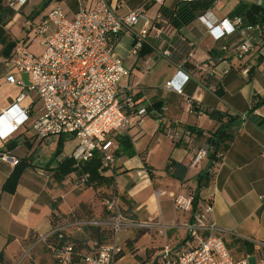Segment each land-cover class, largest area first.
I'll use <instances>...</instances> for the list:
<instances>
[{"label": "crops", "instance_id": "crops-1", "mask_svg": "<svg viewBox=\"0 0 264 264\" xmlns=\"http://www.w3.org/2000/svg\"><path fill=\"white\" fill-rule=\"evenodd\" d=\"M104 1L119 16L127 15L139 7L143 10L148 21V36L140 53L129 55L132 39L128 33L120 37L115 49L129 72L128 78L121 85L128 86L135 100L140 103L158 102L160 107L165 108L163 118L160 122L151 118L154 120L153 127L147 129L143 124L131 125L124 137L131 144L133 155L129 157L120 153L115 157L114 168L104 174L109 177L114 173V184L96 191L91 188L92 197L85 201L82 196L87 188H75L74 173L61 181L55 174L60 161L70 157L77 144L76 139L67 136L38 139L34 136L30 123L3 139L2 135L6 133L8 126L4 118L0 117V154L10 155L24 166L15 191L10 194L3 191L2 186L16 166L0 160V264H17L29 248L32 236L49 230L53 216H65L74 211L94 218L101 217L103 208L100 193L107 191L116 194L121 210L132 215L133 219L156 220L163 227L162 230L138 231L139 234L123 231L117 237L118 240L127 241L125 246L138 259L140 256L136 243L148 233L150 242L142 252L144 260L149 258L147 262L151 264L164 244L172 247L184 245L185 225L192 221V212L175 210L173 199L176 196H194L196 177L200 173H207L210 178L207 185L198 192L197 206L203 207L205 203H211V220L224 230L223 238L233 258L246 260L248 264L252 260L256 264L258 260L264 259V121L258 116L264 113V106L254 111L253 107L264 101V71L263 75L260 74L264 57L259 54V47L255 42L258 39L264 42V25L242 24L251 29L236 31L215 41L198 20L203 12L198 13L197 18L189 25L179 29L170 24L162 11L173 13L181 0H165L162 5L153 0ZM28 3L29 0L21 9L24 10ZM73 3L76 7L75 2ZM239 3H260L259 6L264 8V0H218L212 4L211 12L219 20L233 19L230 14ZM6 8V0H0V15L1 10L6 13L3 29L5 33L12 35L14 27H18L16 23H21L22 16ZM33 13L34 11L32 15ZM144 23L145 20L140 19L133 29L140 30ZM246 39L253 43V49L243 57L234 55L233 51ZM219 44L222 50L220 53L216 51ZM162 50L170 52L168 64L182 71L185 81L188 79L183 96L165 89L164 85L154 94L146 96V87L135 76L136 68L145 67L147 53L160 55L159 51ZM5 59L0 57V115L22 93L24 97L18 107L38 110L41 103L37 96L25 90L31 84L30 77L18 74ZM125 61L129 62L128 65H125ZM212 68L213 73L207 71ZM233 71L240 74L241 80L235 87H229L226 73ZM174 73L175 71H171L170 77ZM7 75L22 85L6 82ZM183 80L184 78L177 79V82L182 83ZM214 110L225 115L223 122L229 119L238 121L227 129L231 140L224 143L226 148L218 153L216 161L210 162L207 159L197 167H191L196 151L219 126V123L208 117ZM17 112L18 108L13 109L12 115L15 117ZM166 124L186 131L195 128L202 131L203 136L197 137L189 131L191 136L183 134L180 140L173 141L164 134ZM163 138L169 143L164 142L161 146L160 139ZM59 139L63 142L62 153L55 158ZM69 141H74L71 151L66 150ZM44 144L45 151L42 150ZM159 154L163 158L156 164L154 157ZM169 162L179 163L187 168L183 182L167 173L165 168ZM91 237H97L102 242L108 241L106 235L98 232H93ZM75 238L80 243L85 242L84 235L77 234ZM123 255L119 264L125 260V251ZM53 263L51 254L48 251L45 253L42 247L34 249L22 262Z\"/></svg>", "mask_w": 264, "mask_h": 264}, {"label": "built area", "instance_id": "built-area-1", "mask_svg": "<svg viewBox=\"0 0 264 264\" xmlns=\"http://www.w3.org/2000/svg\"><path fill=\"white\" fill-rule=\"evenodd\" d=\"M27 1L6 0V7L18 12ZM153 1L162 5L165 0ZM195 1H211L214 4L218 0H181L183 3ZM74 2L77 11L71 20L59 7H55L38 19L26 21L25 37L15 43L5 59L18 74L30 77L31 84L25 90L37 96L41 107L38 110L29 107L20 109L18 103L24 95H18L0 115L8 126L2 137L7 139L30 123L38 139L50 136L76 139L77 144L69 157L74 162L73 168H80L98 154L102 164L99 172L102 169L108 172L115 166L118 137L124 136L131 125L139 124L144 117L159 122L163 118L165 108H156L150 101L140 103L128 86L121 85L129 72L115 51L120 37L128 33L132 39L129 55L140 53L148 36V21L140 7L119 16L104 0ZM140 19H144L145 23L135 31L133 28ZM198 20L215 41L236 31L251 29L250 26H242L240 17L216 19L211 7L200 14ZM29 33L34 35L33 39L42 37V52L39 55L29 50L32 42ZM255 43L259 47V54L264 57V42L258 39ZM252 49L253 43L246 39L233 53L243 57ZM159 54L165 58L170 56L168 50L159 51ZM207 71L213 73V68ZM178 73L185 81L182 71ZM5 80L22 85L10 75ZM182 83L175 79L167 81L163 87L183 96ZM15 108H18L17 117L12 115ZM258 116L264 121V113ZM163 130L165 136L173 141L180 140L183 134L191 136L189 131L172 128L168 124ZM209 153V146L202 145L190 166L197 167L201 161L208 159ZM0 160L11 166L19 164L16 158L8 154H0ZM74 176L75 188L85 187L88 175ZM100 198L103 208L101 217L94 218L74 211L64 217L56 216L48 231L32 236L29 248L17 264H21L38 247L45 248L55 264H119L124 256L123 248L117 243L121 232L163 229L156 220L138 221L123 212L113 191L103 192ZM192 204V195L173 199L175 210L192 212V221L185 225L186 241L182 247L164 244L151 264H248L246 260H235L226 247L224 230L211 220L213 205L208 202L193 210ZM85 231L106 235L108 241L102 242L97 237L86 235ZM77 234L84 235L85 242L76 240ZM256 264H264V259Z\"/></svg>", "mask_w": 264, "mask_h": 264}, {"label": "trees", "instance_id": "trees-1", "mask_svg": "<svg viewBox=\"0 0 264 264\" xmlns=\"http://www.w3.org/2000/svg\"><path fill=\"white\" fill-rule=\"evenodd\" d=\"M50 2L51 0H47ZM211 1H195V2H189V3H183L181 2L179 4V7L177 10H175L173 13H167L165 11H162L163 14L169 19L170 24L176 28L179 29L181 27L189 25L191 22H193L197 16L198 13L204 12L208 8L212 6ZM6 13L4 10H1L0 15V45L2 46V56L4 58H8L13 47L15 46V41H9L8 35L5 33L3 27L5 25V15ZM39 12H34L31 19H33L35 16H37ZM231 18L233 17H240L242 18L243 24H248L251 26L255 25H264V8L255 4H245V3H239V5L232 11L230 14ZM154 105V107L159 108L160 104L156 101H150ZM264 106V101L258 102L255 107H253V111L257 108H260ZM208 117L217 123H219L218 128L215 130L214 133H212L209 137L205 138V144H207L210 148V153L208 156V159L210 162H214L217 160V155L221 150H224L226 146L224 145L225 142L231 140V135L227 134V129L237 123L238 121L236 119H229L226 120V122H223L225 115L217 112L212 111L208 114ZM190 132H193L197 135V137H202V131L196 130L195 128H189ZM118 143V149L115 151V157H118L121 154L132 156L133 150L131 147V144L126 140L124 136L117 138ZM62 140L59 139L57 143V147L54 153L55 158L61 155L62 153ZM74 162L72 159L69 158H63L60 163L58 164V167L56 169V178L59 179V181L63 180L66 176L70 174H75L77 176L81 175H88V179L86 182L85 187L86 188H92L93 190H97L98 188L106 187L109 188L114 184V173L112 176H104L103 174L106 173V169H102L101 173L99 170L101 169V158L98 154H95L94 157L86 162L80 165V168L75 169L73 168ZM24 166L21 164L16 165L13 172L10 174V176L7 178L5 183L2 186V190L7 193H14L16 185L18 183L20 174L23 170ZM166 171L169 173L171 177L174 179L183 182L185 175L187 173V168L183 165L175 162H169V164L166 166ZM209 176L207 173H200L196 177V189L195 194L193 196V210L197 206V196L198 192L202 187H205L209 181ZM67 216V215H65ZM64 217V216H62ZM55 220V217L53 216L52 222ZM130 244V243H129Z\"/></svg>", "mask_w": 264, "mask_h": 264}, {"label": "rangeland", "instance_id": "rangeland-1", "mask_svg": "<svg viewBox=\"0 0 264 264\" xmlns=\"http://www.w3.org/2000/svg\"><path fill=\"white\" fill-rule=\"evenodd\" d=\"M73 2H74L73 0H59V1L58 0H51L50 2H48L47 0H29V3L25 6L24 10L21 8L19 9L18 13L20 16H22V18L20 20L21 23L20 22L16 23V24H18V27L17 26L14 27V29L11 32L12 35L6 33L8 35V38L12 41L17 42V41L22 40L25 37V34H24L25 33V28H24L25 24L24 23H25V21L31 20L30 18L32 17V11H34V12L38 11L39 12V14L33 18V19H38L41 16L48 13L53 8L59 7L63 12H65L67 14L68 19L71 20L73 18V14L77 11ZM6 9L12 13H15L12 9H9V8H6ZM26 17H30V18H26ZM29 35H30V37H32V42L29 45V50L33 54L39 55L42 52V49L40 48V42L42 40V37L36 36L33 39L34 35L32 33H29ZM219 47H220V44L217 46V49H216V51L218 53H220L222 51ZM219 49H220V51H219ZM1 52H2V49L0 50V57H3ZM146 58L147 59H145L146 60L145 67L135 69L136 78L139 80V82L142 85H144L146 87L144 90L146 96H150L151 94H154L155 92H157L159 90V88L162 85H164L167 81H172L175 79L181 80L182 77L178 73L180 71L176 67L168 64L167 58L162 57V56L158 55L157 53H147ZM128 63L129 62L125 61V65H128ZM260 70H261L260 74H262V72L264 71V65L262 66V68ZM171 71H175V73L173 76L170 77ZM228 73H226L227 85L229 87H235L239 83V81L241 80V76H240V74H237L234 71L229 73V74ZM187 81H188V79L186 81H183L182 90H184ZM211 100L212 99L210 98L209 101L211 102ZM153 123H154L153 119H151L149 117H144L141 120V122L139 124H137V126H141L143 124L142 126H144V128L147 129V128L153 127ZM50 137H52V136H50ZM50 137H48V138H50ZM164 142L169 143V141L166 138L160 139V145L161 146L164 145ZM69 143L70 144L66 145L67 151H71L72 146H74V141H69ZM42 150L43 151L46 150V144H44V146H42ZM161 158H163V155H161V154L155 156L154 162H156V164L159 163V160ZM81 188L85 189L86 187H81ZM102 193H100V194H102ZM92 194H93V191L91 190V188H87L86 191L84 192L83 196H82V199L87 201L88 199H90V197H92ZM84 215H86V214H84ZM130 231H131V233H135V234L137 232L136 230H132V229ZM84 233L86 235H89V234L92 235V233H89L88 231H85ZM117 242L123 248V251H125V257H124L125 260L123 262H121L120 264H136V263L148 264L147 261H149L150 259L146 258V260H144V258H143L144 256H143V252H142L143 248L145 246H148L149 242H150L148 233L143 235L139 239V241L136 243L135 247L138 248V254L140 256V258H138V259L137 258L135 259L133 257V255L130 253L129 247L127 245L125 246V244L127 243V241H125V239H122V240L117 239ZM43 251L45 253L47 252L46 249H44V248H43ZM31 253L28 256H30ZM27 257L25 259H27ZM250 262H251V264H253L252 260ZM53 264H55V263H53ZM76 264H78V263H76Z\"/></svg>", "mask_w": 264, "mask_h": 264}]
</instances>
